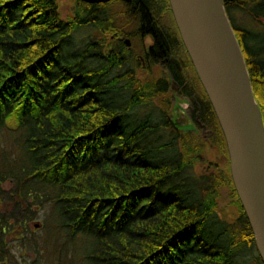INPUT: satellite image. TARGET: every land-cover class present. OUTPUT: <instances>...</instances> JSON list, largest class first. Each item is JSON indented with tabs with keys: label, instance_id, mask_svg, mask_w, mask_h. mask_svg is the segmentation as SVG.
Returning <instances> with one entry per match:
<instances>
[{
	"label": "trees",
	"instance_id": "trees-1",
	"mask_svg": "<svg viewBox=\"0 0 264 264\" xmlns=\"http://www.w3.org/2000/svg\"><path fill=\"white\" fill-rule=\"evenodd\" d=\"M83 5L62 18L57 0H0V264H238L245 250L263 264L212 108L227 166L195 175L203 147L161 107L166 82L127 72L105 46L108 23ZM223 5L264 124V0ZM90 26L101 39L68 54L65 40ZM228 185L232 223L217 211Z\"/></svg>",
	"mask_w": 264,
	"mask_h": 264
},
{
	"label": "water",
	"instance_id": "water-1",
	"mask_svg": "<svg viewBox=\"0 0 264 264\" xmlns=\"http://www.w3.org/2000/svg\"><path fill=\"white\" fill-rule=\"evenodd\" d=\"M168 3L221 129L232 185L264 264V125L243 54L223 0H168Z\"/></svg>",
	"mask_w": 264,
	"mask_h": 264
},
{
	"label": "flooded vegetation",
	"instance_id": "flooded-vegetation-1",
	"mask_svg": "<svg viewBox=\"0 0 264 264\" xmlns=\"http://www.w3.org/2000/svg\"><path fill=\"white\" fill-rule=\"evenodd\" d=\"M83 2L91 8L81 6L82 15L108 23L105 46L126 63L127 72L137 80L139 74L145 81H166L164 95L169 99L162 98L161 107L166 104L171 111L172 125L186 132L199 131L208 142L212 136L208 128L211 105L181 41L168 0ZM117 20L120 24L116 26Z\"/></svg>",
	"mask_w": 264,
	"mask_h": 264
},
{
	"label": "rangeland",
	"instance_id": "rangeland-1",
	"mask_svg": "<svg viewBox=\"0 0 264 264\" xmlns=\"http://www.w3.org/2000/svg\"><path fill=\"white\" fill-rule=\"evenodd\" d=\"M57 2L59 5V10H60V14L62 18L68 17L70 14L73 13L74 0H57ZM238 18L245 25L244 16L241 14H238ZM117 21L118 22H115L116 26L120 24V21L119 20ZM250 25L253 26L252 24ZM250 25H249V28H250ZM99 37H100V34L97 28H94L92 26L79 28L75 30L74 32H72V34L65 40L64 46L66 47V52H68V54L71 52L73 53V55L76 56V58H80L81 54L83 55V52L87 44L91 40H94L95 38H99ZM89 65L93 66V64L90 61H89ZM155 72H158V70H155ZM138 77L140 80H137V81H139L140 83L145 81L144 80L145 78H142V77L140 78L139 74H138ZM165 98L169 99V95H166ZM194 134L196 136V139L199 141V144L202 145L203 147L198 152L192 153V154H195L194 159L192 161V166H193L195 175L211 173L216 170L219 171L218 169L225 170L227 166L225 165L226 158L224 160L225 155L223 154L222 151L216 150L214 148V146L212 145L211 137L208 140V142H206L204 141L201 135L202 133L197 131ZM231 190L232 189L229 185L221 187L218 191L219 196L217 198L218 214L227 223L233 222L234 216L236 215V212H237L235 198L232 197ZM252 259H253V253L250 250L243 251L237 257L238 264H243V263L252 264Z\"/></svg>",
	"mask_w": 264,
	"mask_h": 264
},
{
	"label": "bare ground",
	"instance_id": "bare-ground-1",
	"mask_svg": "<svg viewBox=\"0 0 264 264\" xmlns=\"http://www.w3.org/2000/svg\"><path fill=\"white\" fill-rule=\"evenodd\" d=\"M146 82H149V81H146ZM166 82V81H165ZM167 84V83H166ZM201 85V84H200ZM202 87V86H201ZM166 92H167V89H166V91H165V93L164 94H166ZM168 112H169V114L171 115V111H169V109H168ZM214 113V112H213ZM215 115V114H214ZM217 120V119H216ZM264 125V124H263ZM221 130V129H220ZM222 133V132H221ZM223 136V135H222ZM224 139V138H223ZM225 143V142H224ZM225 148H226V146H225ZM226 152H227V150H226ZM227 158H228V155H227ZM236 197H237V195H236ZM237 199H238V197H237ZM239 200V199H238ZM240 202V201H239Z\"/></svg>",
	"mask_w": 264,
	"mask_h": 264
}]
</instances>
